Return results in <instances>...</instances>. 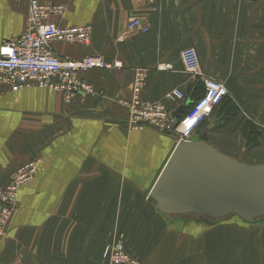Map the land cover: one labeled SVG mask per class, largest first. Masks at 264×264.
I'll use <instances>...</instances> for the list:
<instances>
[{
    "label": "crops",
    "instance_id": "1",
    "mask_svg": "<svg viewBox=\"0 0 264 264\" xmlns=\"http://www.w3.org/2000/svg\"><path fill=\"white\" fill-rule=\"evenodd\" d=\"M38 1L65 7L64 13L53 20L56 25L91 28L87 46L54 42L52 48L58 56L69 60L100 56L109 64L119 62L121 69L81 74V79L94 87L95 95L78 96L67 103L51 90L15 91L0 84V188L7 185L9 175L17 168L38 160L36 174L20 190L18 209L11 216L5 237L0 238V264H55L51 261L57 250L71 258V243L78 238L84 241V211L103 203L114 209L120 205L123 210L136 204L142 210L133 220V235L125 241L143 264H202L195 250L199 251L200 242L209 246L208 236L199 234L196 240L187 236L190 246L177 250L167 244L175 242L176 236L152 233L154 207L147 197L155 182L151 185L153 167L170 156L176 136L152 128L130 129L126 124L129 115L120 103L131 97L137 72L142 71L143 101L173 112L181 103H169L165 95L179 90L185 95L184 103L192 104L198 98L194 85L200 79L183 70L179 54L188 47L197 53L201 74L213 81L245 82L250 76L263 77L264 0ZM27 6L28 0H0V46L22 34ZM132 18L142 20L147 31L118 41ZM167 65L169 69H159ZM230 97L238 109L236 115L212 130L220 118L219 112L212 115V111L207 118L210 126L206 131L198 127L191 141L206 133L210 146L242 162L238 157L246 145L242 132L247 128L249 112L245 102L236 95ZM220 106L216 108L220 110ZM88 178L134 179V185L113 188L100 181L92 186L85 184ZM141 178H145V184L136 182ZM57 210L77 219L83 228L78 238L68 230L64 235L56 234ZM184 220L175 217L170 221ZM29 244L34 250L32 259ZM208 261L213 264L210 257Z\"/></svg>",
    "mask_w": 264,
    "mask_h": 264
},
{
    "label": "built area",
    "instance_id": "2",
    "mask_svg": "<svg viewBox=\"0 0 264 264\" xmlns=\"http://www.w3.org/2000/svg\"><path fill=\"white\" fill-rule=\"evenodd\" d=\"M65 11L63 5L43 4L38 0H28L25 27L16 38L4 41L0 46V84L12 90L23 88L47 89L62 95L64 102H70L78 96H94V87L81 79V74L91 70L121 69V64L106 63L100 56H85L78 60L64 59L53 48L54 42L67 46H87L90 42L89 26L60 27L54 19ZM147 27L139 18H132L118 41L143 34ZM180 61L185 73L199 78L202 94L178 119L171 118V111L164 106L141 99L144 73L137 72L132 95L127 101H121L129 118L126 124L132 130L152 128L156 132L177 134L176 142L191 141L198 126L210 116L226 97L227 91L219 82L205 77L200 72L196 51L184 48L180 51ZM170 67L162 66L166 70ZM166 101L182 104L185 95L179 90H171L165 95ZM38 160L26 162L9 175L8 183L0 188V238L6 235V226L15 211L18 194L34 178ZM119 264H131L128 259L116 255Z\"/></svg>",
    "mask_w": 264,
    "mask_h": 264
},
{
    "label": "rangeland",
    "instance_id": "3",
    "mask_svg": "<svg viewBox=\"0 0 264 264\" xmlns=\"http://www.w3.org/2000/svg\"><path fill=\"white\" fill-rule=\"evenodd\" d=\"M244 69L245 71L247 70V68ZM228 78L237 77L229 76ZM251 78H254V80H251ZM246 79L248 81L245 82H219L227 90V95L220 106V110L217 108L213 110L212 115L219 112L220 118L215 126L212 127V130L221 128L224 121H228L232 116L236 115L235 112L238 109L230 101V96L236 95L239 101L242 100L246 103L245 107L249 112L247 128L242 132V141L246 145L240 151L238 158L246 165H264V76H250V78ZM194 86L196 95L200 96L202 94L201 81L200 83L198 81L195 82ZM207 118L198 126L203 131H206L210 126ZM160 134L166 133L160 132ZM171 134L177 137L174 131ZM168 157L167 155L164 159H160L158 166L155 165L153 167L151 185L159 175ZM133 180L84 179L85 184L89 182L88 185L95 186L98 182L105 181V186L113 188H124L127 185H134L131 183ZM77 182H80V180ZM136 182L145 184V178L137 179ZM95 207L97 208L93 210L88 208V211H84V232L75 217L68 218L66 216H70L69 214H59L57 210V216H55L57 217L56 234L61 236L65 234V230H68V232L71 231L74 238H78L83 232L84 241L78 238V240L71 243V258L68 259L57 250L56 256L51 262L55 264H84L85 261L86 264H119L116 262L115 256L123 255L131 264H143L128 250L129 246L125 241L127 236L133 235L135 230L134 226H132L135 222L133 220L138 217L139 211L142 210H139L136 204L126 210H123L120 205L116 206L117 209H114V206H105V203L95 205ZM16 209H18L17 205L14 213ZM151 212L153 235L170 234L176 236L175 242L167 244L175 246L177 250H184V248L190 246L191 242L188 239L189 237L186 239L187 236L191 237L190 240H196L199 234H204L205 237L208 236L210 238L209 246H204L200 242L199 251L195 250V256L201 260L202 264H208V257H210V261L213 264H264V220L262 219L254 223H247L238 216H229L217 221L203 223L201 220L204 218L202 217L183 216L180 218L187 220L176 223L170 221L175 217L167 218L159 214L155 209ZM192 218H195L198 222L192 221ZM162 222L164 225L163 230ZM213 236L216 237L214 242H212ZM30 247L31 244L27 248L28 254L32 259V251L34 250L29 249ZM209 250L210 255L208 256Z\"/></svg>",
    "mask_w": 264,
    "mask_h": 264
},
{
    "label": "water",
    "instance_id": "4",
    "mask_svg": "<svg viewBox=\"0 0 264 264\" xmlns=\"http://www.w3.org/2000/svg\"><path fill=\"white\" fill-rule=\"evenodd\" d=\"M190 104L182 103L171 118H180ZM207 140L202 133L198 140L176 144L148 194V203L167 218L264 220V165H246L215 150Z\"/></svg>",
    "mask_w": 264,
    "mask_h": 264
},
{
    "label": "trees",
    "instance_id": "5",
    "mask_svg": "<svg viewBox=\"0 0 264 264\" xmlns=\"http://www.w3.org/2000/svg\"><path fill=\"white\" fill-rule=\"evenodd\" d=\"M198 97H199V96H198ZM224 99H225V98H224ZM224 99L221 101L220 105L223 103ZM220 105H219V106H220Z\"/></svg>",
    "mask_w": 264,
    "mask_h": 264
}]
</instances>
